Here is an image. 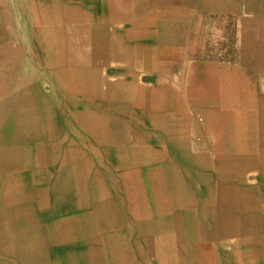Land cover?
<instances>
[{
  "label": "crops",
  "instance_id": "obj_1",
  "mask_svg": "<svg viewBox=\"0 0 264 264\" xmlns=\"http://www.w3.org/2000/svg\"><path fill=\"white\" fill-rule=\"evenodd\" d=\"M40 1L32 4L51 13L78 11L90 25L106 28L107 106L128 118L110 117L109 151L92 154L104 155L99 158L108 164L88 170L91 179L101 180L97 185L56 190L46 181L36 186L47 190L41 203L45 214L36 215L42 224L63 225L60 206L77 207L79 197V210L87 202L121 209L120 227L94 236L86 220H72L80 226L53 232L43 245L46 259L37 264H79L74 260L89 248L90 238L93 248L108 246L111 253L128 248L136 256L148 250L155 264H167L164 256L182 251L212 254L215 264H239L235 254L250 246L264 252V225H256L264 222V24L234 22L210 8L216 0H114L108 6L105 0L102 5L100 0ZM119 126L128 133L121 135ZM27 154L26 168L0 175V189L12 187L14 196L34 190L38 157ZM55 169L36 177L47 178ZM3 195L8 193H0L1 205ZM37 205L36 198L14 204L13 210H38ZM133 207H142L138 220ZM6 219L0 214V223ZM147 224L153 228L148 242L142 236ZM248 253L243 263H250ZM169 261L179 264L174 257Z\"/></svg>",
  "mask_w": 264,
  "mask_h": 264
},
{
  "label": "bare ground",
  "instance_id": "obj_2",
  "mask_svg": "<svg viewBox=\"0 0 264 264\" xmlns=\"http://www.w3.org/2000/svg\"><path fill=\"white\" fill-rule=\"evenodd\" d=\"M100 1L102 5L104 0ZM105 1H107L106 6H108L107 3L114 0ZM216 1L218 4H227L233 8L240 7L249 15L257 14L264 21V0ZM237 1L240 2L239 5H235ZM10 3L21 10L27 8L24 0H11ZM31 7H35V11H30L24 17L21 16L22 14L14 15L15 17L12 20L13 17L5 11L8 5L0 0V175L5 170L20 172L23 168H26L28 166L27 152H33L35 157H38L33 163L34 190L14 196V189L9 187L8 195L1 197L6 201L2 205H4L3 212L7 219L0 223V251L3 252L0 254V263L8 260L11 264H37L46 259L43 245L45 240L53 239V232L55 233L58 230L71 231L70 227L80 226L72 220H86L89 223V233L93 232L95 236L98 233L105 234L117 230L120 227L119 218L122 215L121 209L108 204H95L93 206L87 202V205L84 206L86 208L79 210V208H82L81 203L83 202L78 197L75 200L77 207L73 205L60 206L63 212L62 219L64 220L61 221L63 225L50 227L48 224H42V219H39L41 215L45 214L44 204L46 203L47 190L37 189V184L47 185V181L49 184H54V188L58 190L77 187L82 184L92 185L95 183L97 185L101 181L91 179L87 175L88 170L92 168V164L85 156L86 152L78 147V142L85 145L89 154H96L94 148L91 147L93 141L101 144L103 154L109 151L111 136H113L109 126L111 118L99 114L90 107L86 109L85 107L92 106L93 103L106 105L111 102V95L101 86L102 83H105L102 70L105 69L110 57L111 47L107 45L106 28L90 25V18L81 14V12L59 11L51 13L49 8L40 9L34 4ZM14 20L21 24L22 22H30L29 30L26 31L24 26H21L22 30H20L21 33L18 36L15 31H8V23L12 24ZM239 21L237 22L241 25L254 22L253 20ZM65 22L69 25L67 26ZM19 37L22 44L17 45L16 40ZM13 41L16 44H13ZM116 48L119 49L120 47ZM43 50H46L47 58H42L39 55V52ZM46 62H49L48 68L45 65ZM52 87L56 91L53 94L51 93ZM58 92L70 97L67 100L65 99L64 102L57 98L56 93ZM73 97L85 101L86 104L83 107L77 105L78 103L73 102ZM62 105L65 109L64 116L66 113L67 115L66 120L60 123ZM68 117L70 120H68ZM122 126H119L118 129L121 135H126L128 128ZM227 145L229 144L227 143ZM230 149L232 148L230 147ZM79 159L83 161L79 162ZM48 167L50 171L56 169L46 175L48 179H41V177L37 179L36 176L41 175L37 173L43 172ZM63 170H66L67 174H61ZM127 179L126 177L122 178V182H127ZM12 182L13 179L10 180V183ZM4 188H7V186L1 187V189ZM225 192H228V189ZM36 198L39 200L38 210L27 206L17 207V210H13L14 204L20 202L22 204L30 203ZM143 209L145 214L149 215L148 213H150L153 216L154 213L150 212L149 208L143 207ZM157 209L166 210L169 208ZM158 210L156 215L159 214ZM141 213L142 207L132 208L131 215H136L134 218L137 220L141 218ZM38 214L39 218L36 216ZM15 216L17 218L13 219ZM256 225L258 229H261L264 222L263 224L258 222ZM150 229L153 230L152 224H147L142 232V236L147 242ZM65 235L69 236L68 232ZM89 240H91L87 243L89 248L84 249V253L77 255L78 257L74 260L75 263H156V258L147 253L148 250L144 251L142 249L140 254L136 256L128 248H124L118 254L111 253L108 246L93 248L95 239L90 238ZM249 251L255 254L256 264H264V252L255 250L252 246H250V249H243L235 254L239 259V264H253L243 263L244 256ZM202 256L204 255L194 251H182L164 257H167V264H172L169 261L170 257L178 259L179 264H189V260L192 259L194 264H215L212 254H207L206 257ZM223 264H227V262Z\"/></svg>",
  "mask_w": 264,
  "mask_h": 264
},
{
  "label": "rangeland",
  "instance_id": "obj_3",
  "mask_svg": "<svg viewBox=\"0 0 264 264\" xmlns=\"http://www.w3.org/2000/svg\"><path fill=\"white\" fill-rule=\"evenodd\" d=\"M4 2H6V4L8 5V8H6L5 9V11L11 16V17H13L12 18V20L14 19V15H19V14H22L21 16H25V14H29V12L31 11L32 12V10H34L35 11V7H27V8H25V10H21L20 8H18V7H15V6H12L11 4L12 3H10L11 2V0L9 1V0H3ZM24 1H26V5H27V3L28 4H30V6H31V4L34 2L35 4L37 3V2H40L41 3V1L40 0H24ZM78 1V0H77ZM76 0H66V3L68 4H75V3H78ZM8 2V3H7ZM9 3H10V5H9ZM39 3V4H40ZM240 4V2L239 1H237L236 3H235V5H239ZM209 6H210V8H215V9H218V10H220V12H223L224 14L226 13L227 14V16H230L231 18H233V21L234 22H237V21H243V22H246V20L247 21H251V20H253L254 22H251L250 24H264V21L262 20V18L259 16V15H257V14H255V15H249L248 13H246L245 11H243V9H241L240 7H236V8H233V7H230V6H228L227 4H223V3H220V4H218L217 2H214V1H211L210 2V4H209ZM11 9H12V11H11ZM27 12V13H26ZM232 15H231V14ZM13 15V16H12ZM239 17V18H238ZM235 19H237V20H235ZM239 19V20H238ZM239 21V22H240ZM21 26H24V29L27 31V30H29V27H30V22L29 23H25V22H22V24L21 23H17L16 22V20H14V23H12V24H9L8 23V25H7V29H8V31H15V33L17 34V36L18 35H20V30H22V28H21ZM10 29V30H9ZM263 30V33H264V28L262 29ZM17 42V45L18 44H20L21 42H20V37L16 40ZM10 42V41H9ZM14 41H13V44H16ZM22 44V43H21ZM14 51V50H13ZM16 52V51H15ZM39 55L42 57V58H47V52H46V50H43V51H40L39 52ZM45 65H46V67L48 68V65H49V62H46L45 63ZM45 71V70H44ZM110 73L111 72H109V71H107L106 70V68L105 69H103L102 70V77H103V80L105 81V83H102L101 84V86H102V88L104 89V90H106V86H107V76H108V74L110 75ZM53 88V87H52ZM56 91L54 90V88L51 90V93L53 94V93H55ZM56 96H57V98H59V99H61V100H63L64 102H65V99L67 100V98H69L70 96L69 95H64L63 93H56ZM61 97V98H60ZM74 99H73V102H75V103H78L77 105H79V106H81V107H83L86 103H85V101H82L81 99H78V98H76V97H73ZM92 106H90V105H88L87 107H85V109L86 108H88V107H90V109H94L95 111H97L99 114H101V115H104V116H109V117H113L114 116V118H121V119H123V118H128V116L127 115H122V113H118L117 111H115V110H113L112 108H111V106L110 107H108L107 106V104L106 105H99V104H96V103H93V104H91ZM61 113H62V116L60 117V123H62V121L63 120H66L65 118H66V115H67V113L65 114V116H64V111H65V109H64V105H62L61 106ZM69 113V112H68ZM70 114V113H69ZM68 120H70L69 119V117H68ZM69 122H72V121H69ZM73 123V122H72ZM74 126L75 127H77L76 126V124H74ZM63 128V127H62ZM78 129V128H77ZM92 145V146H91ZM90 146L91 147H93L94 148V150H95V152H99V153H101V154H103V152L101 151V144H98V143H95L94 141L92 142V144H91ZM78 147L79 148H81V150L83 151V152H86V154H85V156L88 158V160L91 162V164H92V166H93V168H98V169H102V168H105L108 164H107V161L105 160V159H100L99 158V156H102V157H104V155H98V158L95 156V155H92V154H89L88 152H87V148L85 147V145H83L81 142H78ZM97 159H96V158ZM79 162H81V161H83L82 159H79L78 160ZM4 192H7V189H0V193H4ZM3 207H4V205H1L0 204V209L2 208L3 209ZM0 214H4V212L3 211H0ZM248 260H249V262L250 263H253V264H256V256H255V254H253V252L252 251H249V253H248Z\"/></svg>",
  "mask_w": 264,
  "mask_h": 264
}]
</instances>
